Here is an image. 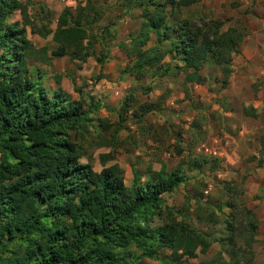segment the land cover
Wrapping results in <instances>:
<instances>
[{
    "label": "trees",
    "instance_id": "trees-1",
    "mask_svg": "<svg viewBox=\"0 0 264 264\" xmlns=\"http://www.w3.org/2000/svg\"><path fill=\"white\" fill-rule=\"evenodd\" d=\"M190 1H121L125 11H140L139 31L128 36L135 55L125 69L128 75L138 78L144 69H161L160 59L169 53L182 63L175 68L188 71L186 82L202 83L198 72L207 63L217 68L223 80L228 78L243 33L235 25L222 30L220 20L198 24L181 20L165 25V5L172 12ZM92 8L87 1L73 9L64 7L53 31L37 29L42 37L51 35V57L84 62L94 56L95 44L108 47L111 24L99 29L98 38L92 35L97 15ZM15 9L16 0H0V264H140L158 249L169 251L172 262L204 254L210 246L206 235L185 222V215L162 205L163 195L185 183L180 167L167 172L161 166L142 183L135 177L126 186L115 164L94 173L88 164L78 162L79 147L69 132L74 127L84 128L91 119L59 90L43 88L39 75L30 79L26 62L48 58L44 48L34 49L25 38L24 26L30 23L24 7L20 8L21 27L17 22L7 24ZM149 33L155 34V43L143 49ZM166 42L174 43H168L164 52ZM102 59L95 60L101 64ZM242 112L252 115L254 111ZM109 159L107 154L99 155L102 164ZM161 215L165 221L149 228L148 222ZM245 222L243 250H233V234L221 238L232 248L224 252L240 259L246 254L250 257L254 242L255 223L250 219ZM241 234L238 231L235 236ZM128 247L137 255L126 251Z\"/></svg>",
    "mask_w": 264,
    "mask_h": 264
},
{
    "label": "rangeland",
    "instance_id": "rangeland-1",
    "mask_svg": "<svg viewBox=\"0 0 264 264\" xmlns=\"http://www.w3.org/2000/svg\"><path fill=\"white\" fill-rule=\"evenodd\" d=\"M85 1L97 13L92 35L98 38L99 29L111 24L108 47L95 44L94 56L84 62L67 56L51 57L50 51L54 48L51 35L42 37L37 29L53 31L56 17L64 7L73 9ZM121 1L16 0V9L8 16L7 24L17 22L21 27L20 8L24 7L30 23L24 26L25 38L34 49L44 48L48 58L45 62L38 57L26 62L30 79L39 75L43 88L48 92L59 90L91 119L84 128L74 127L69 136L79 147L78 162L88 164L92 172L98 173L103 167L115 164L126 186L135 177L142 183L148 173L158 171L161 166L167 172L180 167L186 177L185 183L162 196V205L185 215V222L206 235L210 246L204 254L190 259L181 257L176 262H172L174 258L169 251L158 249L151 259H141L140 264H207L219 260L253 264L252 250L250 257L246 254L240 259L239 255L224 252L232 248L221 238L233 234V250L241 251L242 241L247 238L242 229L245 221L253 220L255 229L257 225V230L263 229L259 223H262L264 186L260 187L259 195H251L252 189L248 190L257 182L264 185V177L259 180L257 172L248 173L246 168L257 153V166L264 170L263 57L242 63L243 68L225 80L213 64L207 63L198 72L203 78L200 84L186 82L188 71L175 68L182 63L169 53L160 59L161 69H144L143 76L138 78L128 75L125 69L135 59L128 36L139 31L140 11H125ZM180 1L173 0V4ZM163 2L158 0L159 4ZM255 4L256 10H251ZM176 9L170 12V6L165 5V25L181 20L192 24L220 20L222 30L235 25L243 33L245 26L251 27V21L254 23V18L264 19V0H191ZM155 39V34L149 33L143 49L152 47ZM119 42L124 45L119 47ZM168 43L174 42L164 43V52L170 46ZM97 58L102 59L101 64L96 62ZM254 103L256 109L252 115L242 114L243 108L252 109ZM227 118H240L243 125L225 124ZM219 152L242 155L237 174L233 173L234 168L226 171L228 166H224ZM2 153L0 148V156ZM106 154L110 159L102 164L99 155ZM247 210L250 214H246ZM176 218L180 221V217ZM163 221L164 215L159 219L154 217L148 222L149 228ZM238 231L243 232L239 237L235 236ZM126 251L137 255L133 247Z\"/></svg>",
    "mask_w": 264,
    "mask_h": 264
},
{
    "label": "crops",
    "instance_id": "crops-1",
    "mask_svg": "<svg viewBox=\"0 0 264 264\" xmlns=\"http://www.w3.org/2000/svg\"><path fill=\"white\" fill-rule=\"evenodd\" d=\"M255 7H256V4L252 6L251 10H256ZM254 19H255L254 23H253V21H251V23H252V24H250L251 27H247L244 25L245 27H244V32H243V39H242V43L239 47V53L232 57L233 60H231V64H230V67L235 69V71L230 73V74H232V76L235 75L236 71H240L243 68L244 65H242V63H245L247 61H252L255 57H257L259 59L263 57L262 60L264 61V19H261V18H258V19L254 18ZM238 69H240V70H238ZM235 90L239 94V88L237 87ZM233 98H234V96H233ZM254 106H255V103L251 105L252 110L256 109ZM233 107H234V105H233ZM226 113L229 115V112H226ZM226 113H224L223 115L226 116L227 115ZM242 114L250 115L249 112H247V113L242 112ZM235 119L227 118V119H225V124H233V125H239V126L243 125V121H239L242 119H240V118H238V119L235 118ZM239 133L242 134L241 132H239ZM212 153L216 154L215 152H212ZM218 154H221V157L223 156L222 158L225 162L224 166H228V168H226V171L228 172V171H230L231 168H234L233 173L237 174V168L240 167L241 159H242L240 157L242 155L235 153V152H230V154L228 152L227 153H220L219 152ZM256 154L257 153H255L253 155L255 157V160L253 159L252 160L253 162H248L246 164L247 166H249V167L246 166V168H249V171H247V172L249 173L252 170H254L258 174L259 180H263L262 177H264V172H261V171H264V170H261L259 168V166H257L258 165V161H257L258 155H256ZM228 164H230V165H228ZM251 165L253 167H251ZM261 186H264L263 182H262V184H261V182H257L255 186H253V184H252V185H250L248 192H250L252 189V192L250 193L251 195L258 194L259 191L261 190L260 189ZM262 201H264V200H262ZM261 205L263 206L261 208L262 213L260 211L259 212L262 215L261 216L262 223H259V224L263 225V229L261 231L257 230L259 228V226L257 225V227L254 231V233H255L254 234V242L252 244L253 247L251 248V250L255 256L253 264H264V202L263 203L261 202ZM257 241H259V242H257Z\"/></svg>",
    "mask_w": 264,
    "mask_h": 264
}]
</instances>
